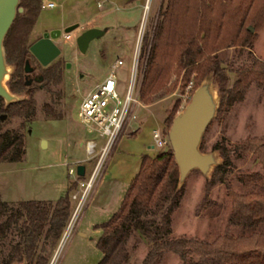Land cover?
Listing matches in <instances>:
<instances>
[{"label": "rangeland", "instance_id": "374dc122", "mask_svg": "<svg viewBox=\"0 0 264 264\" xmlns=\"http://www.w3.org/2000/svg\"><path fill=\"white\" fill-rule=\"evenodd\" d=\"M43 1L49 0H41V3ZM53 1V6L39 10L27 43L50 28L63 31L66 25L76 24V27L54 38L60 53L51 62L60 63L59 74L55 76L58 81L51 80L49 84L33 81L17 91L25 92L26 96L31 93L34 102L31 115L5 114L1 118L0 131L7 129L21 133L24 151L19 161L0 162V199L13 204L27 199L54 204L57 197L75 182L69 190L72 215L62 235L56 241L50 235H45L46 224L38 243L49 258L48 264H95L102 256L96 247L102 230L94 227V224L106 221L119 207L123 193L138 170L140 156L143 153L154 154L159 149L153 144L152 131L154 128L162 132L169 129L164 120L175 104L174 115L182 111L193 90L186 87L182 91L177 83L169 94L155 95L151 103H143L138 95L139 102L134 108L136 118L123 127L120 136L105 152L91 185L88 188L81 186L82 180L88 182L90 173L97 165L98 149L105 136L97 130H88L80 122L77 113L80 101L85 93L104 79L118 58L123 61L115 73L118 90H124L128 83V73L134 59V90L138 93L143 69L139 56L142 43L144 39L151 38L162 0ZM89 27L101 28L104 32L91 39L82 52L76 45V37L83 28ZM252 31L255 38L251 46L227 47L216 54L225 67L228 87L237 78L236 70L251 62L250 56L264 61V27L259 30L253 28ZM26 58L30 66L37 65L29 51ZM210 77L218 105L219 92ZM245 91L243 99L229 107L216 108L201 138L203 152H212L218 163L223 159L213 146L223 143L230 149L232 163L227 176L230 187L239 193L257 188L252 183H243L241 177L260 171L261 164L253 153L236 157L232 148L248 136L264 138V86L253 81ZM87 138L97 142L92 153L86 152L82 146V141ZM79 164L85 165V173L80 178L76 172ZM71 167L74 170L70 173ZM213 167L214 164L206 174L198 168H192L186 174L184 195L173 210L171 236L185 235L210 241L224 232L234 235L249 232L228 223L231 211L228 187L224 182L207 185ZM22 219L23 216L18 225ZM127 246L129 257L124 264H142L149 248L146 239L133 234ZM160 264L188 263L182 261L177 252L167 251Z\"/></svg>", "mask_w": 264, "mask_h": 264}, {"label": "trees", "instance_id": "16d2710c", "mask_svg": "<svg viewBox=\"0 0 264 264\" xmlns=\"http://www.w3.org/2000/svg\"><path fill=\"white\" fill-rule=\"evenodd\" d=\"M19 5L22 11L15 13L3 39L6 61L14 65L7 80L13 92L25 87L21 75L28 52L27 37L38 17L41 0H20ZM159 9L151 38L144 39L139 55L143 69L137 94L143 103H151L157 94H169L177 83L183 91L191 82L192 91L207 74L212 75L219 92L218 110L243 99L245 89L253 81L264 86V61L250 56L251 62L236 70L237 78L228 87L225 67L216 56L223 48L252 45L255 33L250 27H264V0H162ZM59 65L51 62L43 68L47 84L58 81L55 76ZM33 104L30 92L25 99L6 106L0 97V121L5 114L31 115ZM176 106L164 120L168 128ZM167 132L168 129L163 130V134ZM21 138L19 132L0 131V162L21 159ZM203 147L201 139V151ZM213 149L219 150L223 160L214 165L207 185L226 184L231 199L228 223L243 227L248 233L224 232L210 241L171 236L173 210L184 195V183L179 184L178 165L168 145L154 154L140 156L138 170L119 207L106 221L94 224L102 230L96 240L102 256L95 264H124L129 257L127 242L133 234L144 237L149 246L142 264H160L167 251L177 252L188 264H264V138L248 136L232 148L236 157L253 153L261 164L260 171L242 175L243 183L257 186L245 192H235L230 187V149L223 143ZM74 184L54 204L33 199L13 204L0 199V264L20 262L22 257L24 264H48L49 258L38 242L46 224L45 235L54 241L62 235L72 215L69 190Z\"/></svg>", "mask_w": 264, "mask_h": 264}, {"label": "water", "instance_id": "95a60500", "mask_svg": "<svg viewBox=\"0 0 264 264\" xmlns=\"http://www.w3.org/2000/svg\"><path fill=\"white\" fill-rule=\"evenodd\" d=\"M19 2L20 0H0V97L3 99V106L26 98L25 92L16 93L8 87L7 80L14 69V65L6 61L3 48L4 36L15 18V13L22 10ZM145 6L147 7V5ZM75 27L76 24H70L66 25L63 31L60 28H51L50 31H45L42 37L32 40L27 46L29 52L41 64H49L51 59L60 53V48L53 39L59 37L63 32L73 30ZM250 29L252 30L253 27ZM103 32L101 28L89 27L76 37V45L80 51L84 52L88 47V42ZM23 64V71H29L27 60H24ZM210 76L212 75L207 74L201 83L193 89L182 111L172 118L167 132L173 157L178 165L179 184L183 183L186 174L192 168H198L206 174L211 165L218 164L212 152H203L199 148L203 133L215 115L218 106L211 89ZM42 143L45 144V141L42 140ZM84 173L85 166L83 164L77 165V175L82 176ZM24 263L25 258L22 257L20 262L12 261L9 264Z\"/></svg>", "mask_w": 264, "mask_h": 264}, {"label": "built area", "instance_id": "2783aa9c", "mask_svg": "<svg viewBox=\"0 0 264 264\" xmlns=\"http://www.w3.org/2000/svg\"><path fill=\"white\" fill-rule=\"evenodd\" d=\"M55 2L49 0L41 3V8L53 6ZM121 58L115 60L110 66L108 74L97 83L91 90L85 93L84 97L80 101L78 108L79 120L88 130H97L99 133L105 136L103 143L100 145L99 159L97 165L94 167L88 182L81 181V186L91 185L93 178L96 174V170L99 165V161L104 156L105 152L114 143V141L120 136V132L123 127L132 119L136 118L134 111L135 105L138 100V94L134 90V69L135 61L130 66L128 73V83L124 90H118V79L116 78V71L118 66L122 64ZM191 82L187 84V88H190ZM153 144L159 148L165 147L169 144L168 136L163 134L159 128H154L152 131ZM97 142L93 138H87L82 141V146L86 152L92 153L96 147ZM74 168H70V173ZM77 172V167H76Z\"/></svg>", "mask_w": 264, "mask_h": 264}, {"label": "flooded vegetation", "instance_id": "af4514ba", "mask_svg": "<svg viewBox=\"0 0 264 264\" xmlns=\"http://www.w3.org/2000/svg\"><path fill=\"white\" fill-rule=\"evenodd\" d=\"M51 29V28H50ZM85 29H87V28H85ZM84 28H83V30H85ZM50 31V30H49ZM45 31H43L39 36H37V37H35V38H33L32 40H34V39H37V38H40V37H42V35H43V33H44ZM83 32V31H82ZM81 32V33H82ZM32 40L30 41V42H28V44H27V46L32 42ZM54 40V39H53ZM29 51V50H28ZM30 53V52H29ZM31 54V53H30ZM32 55V54H31ZM32 57H34L33 55H32ZM34 59H35V64H37V65H35V66H30L29 64H28V60H27V58L25 59V60H27V64H28V67L30 68V70L29 71H27V72H24L23 73V79H22V81L24 82V85L25 86H27V85H29V84H31L33 81H37V82H44V80H43V68L44 67H46L47 65H49L50 64V62H49V64H47V65H43V64H41L40 63V61L37 59V58H35L34 57ZM52 60V59H51ZM24 67V66H23Z\"/></svg>", "mask_w": 264, "mask_h": 264}, {"label": "crops", "instance_id": "0c3cea01", "mask_svg": "<svg viewBox=\"0 0 264 264\" xmlns=\"http://www.w3.org/2000/svg\"><path fill=\"white\" fill-rule=\"evenodd\" d=\"M151 147H152V145H151ZM99 150V149H98ZM85 166V165H84ZM96 224V223H95Z\"/></svg>", "mask_w": 264, "mask_h": 264}, {"label": "bare ground", "instance_id": "6f19581e", "mask_svg": "<svg viewBox=\"0 0 264 264\" xmlns=\"http://www.w3.org/2000/svg\"><path fill=\"white\" fill-rule=\"evenodd\" d=\"M147 8V7H146Z\"/></svg>", "mask_w": 264, "mask_h": 264}]
</instances>
